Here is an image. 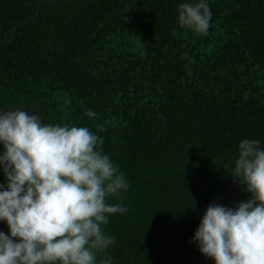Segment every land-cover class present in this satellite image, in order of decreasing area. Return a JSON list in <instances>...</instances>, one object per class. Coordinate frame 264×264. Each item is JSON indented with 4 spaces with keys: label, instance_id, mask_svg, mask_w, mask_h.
Returning <instances> with one entry per match:
<instances>
[{
    "label": "trees",
    "instance_id": "1",
    "mask_svg": "<svg viewBox=\"0 0 264 264\" xmlns=\"http://www.w3.org/2000/svg\"><path fill=\"white\" fill-rule=\"evenodd\" d=\"M39 1L0 0V107L103 137L129 184L108 198L127 211L102 226L112 264L201 253L216 180L233 177L244 139L264 150V0H206L207 35L178 22L199 0H44L35 15Z\"/></svg>",
    "mask_w": 264,
    "mask_h": 264
},
{
    "label": "clouds",
    "instance_id": "2",
    "mask_svg": "<svg viewBox=\"0 0 264 264\" xmlns=\"http://www.w3.org/2000/svg\"><path fill=\"white\" fill-rule=\"evenodd\" d=\"M178 22L207 35L206 0L181 3ZM86 115L96 113L85 110ZM97 129L103 131L102 125ZM0 264H112L105 234L109 215L125 213L120 197L129 184L106 155L103 137L86 126L42 123L36 113L0 111ZM256 139L239 144L234 178L251 193L235 208L210 204L193 239L215 264H264V150ZM103 254L102 258L98 256Z\"/></svg>",
    "mask_w": 264,
    "mask_h": 264
},
{
    "label": "water",
    "instance_id": "3",
    "mask_svg": "<svg viewBox=\"0 0 264 264\" xmlns=\"http://www.w3.org/2000/svg\"><path fill=\"white\" fill-rule=\"evenodd\" d=\"M43 1L44 0L39 1L35 15L38 14ZM21 22L23 21H19L18 24ZM18 24H16L10 38L15 35ZM2 41L4 40H0V42ZM3 150V145L0 143V153H2ZM215 183L216 192L210 204H218L225 207L235 208L238 205L237 203L241 201L243 195V184L239 182V178L232 177L228 179L216 180ZM181 256L182 264H212L214 262V259L206 257L202 253H196L195 251H183Z\"/></svg>",
    "mask_w": 264,
    "mask_h": 264
},
{
    "label": "flooded vegetation",
    "instance_id": "4",
    "mask_svg": "<svg viewBox=\"0 0 264 264\" xmlns=\"http://www.w3.org/2000/svg\"><path fill=\"white\" fill-rule=\"evenodd\" d=\"M2 110H5V111H7L6 109H4V108H1V107H0V111H2Z\"/></svg>",
    "mask_w": 264,
    "mask_h": 264
}]
</instances>
